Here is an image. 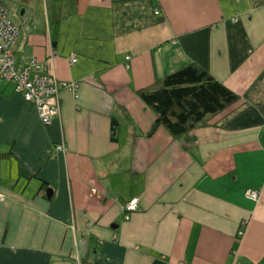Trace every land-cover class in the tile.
<instances>
[{"label":"crops","instance_id":"obj_1","mask_svg":"<svg viewBox=\"0 0 264 264\" xmlns=\"http://www.w3.org/2000/svg\"><path fill=\"white\" fill-rule=\"evenodd\" d=\"M0 1L16 62L80 84L44 124L0 79V264H264V0ZM188 64L238 99L150 133L138 89Z\"/></svg>","mask_w":264,"mask_h":264},{"label":"trees","instance_id":"obj_2","mask_svg":"<svg viewBox=\"0 0 264 264\" xmlns=\"http://www.w3.org/2000/svg\"><path fill=\"white\" fill-rule=\"evenodd\" d=\"M137 92L156 115L150 133L157 125H163L175 137L187 135L197 122L221 112L239 97L224 82L196 64L185 65ZM118 126V119H113V138ZM21 174L30 175L34 171L23 170Z\"/></svg>","mask_w":264,"mask_h":264},{"label":"built area","instance_id":"obj_3","mask_svg":"<svg viewBox=\"0 0 264 264\" xmlns=\"http://www.w3.org/2000/svg\"><path fill=\"white\" fill-rule=\"evenodd\" d=\"M159 10H156L158 12ZM19 34V26L9 16L6 5L0 1V79L13 83L14 90L23 99L35 104L39 117L44 124H49L61 112L62 89L68 88L78 96L79 82L59 81V79L48 71V60H39L32 57L24 63H17L14 54V42ZM130 56L127 55L126 58ZM76 57L71 58L75 62ZM58 149L63 148V144L57 145ZM249 198L257 199L259 191L247 190ZM5 195L0 192V199ZM138 207V198L131 199L125 205V218H129V213ZM242 230L238 233L242 234Z\"/></svg>","mask_w":264,"mask_h":264},{"label":"rangeland","instance_id":"obj_4","mask_svg":"<svg viewBox=\"0 0 264 264\" xmlns=\"http://www.w3.org/2000/svg\"><path fill=\"white\" fill-rule=\"evenodd\" d=\"M9 16L12 17L11 12H10ZM12 18H13V17H12ZM59 81H64V80H60V79H59ZM24 100H25V99H24ZM26 101H28V100H26ZM124 211H125V208H124Z\"/></svg>","mask_w":264,"mask_h":264}]
</instances>
